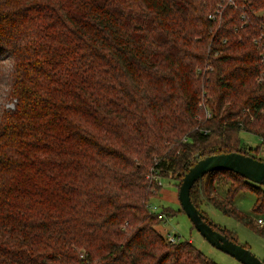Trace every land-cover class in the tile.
Segmentation results:
<instances>
[{
	"label": "trees",
	"instance_id": "16d2710c",
	"mask_svg": "<svg viewBox=\"0 0 264 264\" xmlns=\"http://www.w3.org/2000/svg\"><path fill=\"white\" fill-rule=\"evenodd\" d=\"M260 149L264 0H0V264H218L164 238L150 197L202 157ZM242 189L264 209L227 169L189 195L264 235Z\"/></svg>",
	"mask_w": 264,
	"mask_h": 264
},
{
	"label": "rangeland",
	"instance_id": "374dc122",
	"mask_svg": "<svg viewBox=\"0 0 264 264\" xmlns=\"http://www.w3.org/2000/svg\"><path fill=\"white\" fill-rule=\"evenodd\" d=\"M9 106V105H8ZM10 107V106H9ZM241 139V144L244 147L257 146L261 139L258 135L240 130L237 134ZM264 159V149L256 153ZM223 177L214 179L213 187L209 190L206 187L205 191L209 193H215V189H224ZM161 188L156 194L150 197L149 205L156 210V213H162L163 219H160L154 228L164 237L167 234H171L176 237L177 240H189L193 245L198 248L207 258L213 259L218 264H242L235 257L228 253L223 252L210 242H208L200 232L192 227L191 221L181 210L178 195V181L170 177H164L159 180ZM230 183V182H229ZM235 183V182H234ZM235 185V184H233ZM255 196L249 189H242L233 199V205L242 211L247 216L253 219V223L256 225L257 217L264 219V209L260 211H253ZM155 206V208H154ZM201 209L206 213L210 221H212L218 227L231 232L236 242L243 244L250 252L259 257L264 263V235L256 232L252 226L240 223L232 216L224 215L217 208L210 206L206 203L201 204ZM260 227V226H258ZM261 228V227H260Z\"/></svg>",
	"mask_w": 264,
	"mask_h": 264
},
{
	"label": "water",
	"instance_id": "95a60500",
	"mask_svg": "<svg viewBox=\"0 0 264 264\" xmlns=\"http://www.w3.org/2000/svg\"><path fill=\"white\" fill-rule=\"evenodd\" d=\"M230 170L253 183L264 186V161L253 158L243 152H221L209 154L194 162L183 174L178 187L179 203L181 209L188 216L200 234L211 244L225 253L235 257L242 264H264L262 260L254 256L243 244L230 239L223 233V229L213 227V223L192 202L190 190L195 180L214 170Z\"/></svg>",
	"mask_w": 264,
	"mask_h": 264
},
{
	"label": "built area",
	"instance_id": "2783aa9c",
	"mask_svg": "<svg viewBox=\"0 0 264 264\" xmlns=\"http://www.w3.org/2000/svg\"><path fill=\"white\" fill-rule=\"evenodd\" d=\"M217 12H219V11H217ZM209 16H210V18L213 19V18L216 17V14H212V13H210ZM208 115H209V114H208ZM208 115H207V116H208ZM150 208H151L152 211L156 212V210L153 209L152 206H150ZM154 208H155V206H154ZM161 214H162V213H158V217H159L160 219H163V216H162ZM255 223H256V225H258V226H260L262 229H264V219H263V218H261V217H257ZM166 239H167L169 242H176V241H177L176 237L172 236L171 234H167Z\"/></svg>",
	"mask_w": 264,
	"mask_h": 264
}]
</instances>
